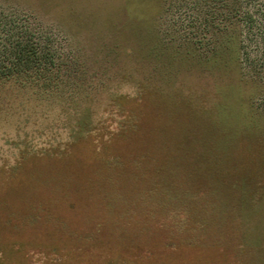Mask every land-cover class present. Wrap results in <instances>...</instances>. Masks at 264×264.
I'll return each mask as SVG.
<instances>
[{
	"label": "rangeland",
	"instance_id": "obj_1",
	"mask_svg": "<svg viewBox=\"0 0 264 264\" xmlns=\"http://www.w3.org/2000/svg\"><path fill=\"white\" fill-rule=\"evenodd\" d=\"M209 10L0 0V64L58 75L0 82V264H264V55L211 60ZM118 104L145 119L103 151Z\"/></svg>",
	"mask_w": 264,
	"mask_h": 264
},
{
	"label": "trees",
	"instance_id": "obj_2",
	"mask_svg": "<svg viewBox=\"0 0 264 264\" xmlns=\"http://www.w3.org/2000/svg\"><path fill=\"white\" fill-rule=\"evenodd\" d=\"M202 1L205 5L208 4L210 17L215 21L213 22L215 23L214 27L221 33V41L218 42L221 49L217 47L211 49V60L213 57L217 59L220 55L227 54L226 62H221L220 57L221 61L217 63L221 64V68L224 69L226 66L230 68V64H228L230 62H232L235 69L242 68L243 55L247 51L246 39L256 42V49L264 55V0H210L211 3L207 4L208 0ZM202 1L198 0V4H201ZM214 10H218L219 14L214 15ZM31 47L18 44L16 52H14V58L5 65L0 64V82H9L14 79H31L36 82L37 80H43L44 85L41 84V86L45 87L47 80L51 82L58 77L53 73L56 63L52 59L40 60L36 51ZM238 53L240 57H237ZM210 58L208 59L210 60ZM44 63L46 64L42 65ZM115 114L121 117L114 124L118 130L112 132V129L109 128L111 127L110 124L104 126L105 129L109 130L108 137L111 136L107 141L108 143L101 141L103 151L110 149L115 139L138 133L140 131V120L145 119L141 110L136 112L133 107L127 109L123 104H118ZM112 117L114 116L109 115V118L112 119ZM88 124L85 119L80 118L77 120V132H86L90 128ZM116 136H119V138H116Z\"/></svg>",
	"mask_w": 264,
	"mask_h": 264
}]
</instances>
